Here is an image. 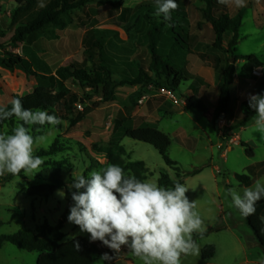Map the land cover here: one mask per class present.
I'll use <instances>...</instances> for the list:
<instances>
[{
	"label": "rangeland",
	"instance_id": "obj_1",
	"mask_svg": "<svg viewBox=\"0 0 264 264\" xmlns=\"http://www.w3.org/2000/svg\"><path fill=\"white\" fill-rule=\"evenodd\" d=\"M49 0H44L43 4ZM118 3L120 0H111ZM144 0H124L125 8H134ZM190 22L192 53L171 56L176 69L182 77H192L183 81L175 91L167 88L171 82L162 72L157 74L151 70L153 62L150 46L147 39L132 49L117 44L114 40H106L105 30L119 32L123 41L127 35L114 24L113 17L120 11H115L109 3L103 0H94L85 8L74 11L71 15H63L61 20L65 26L61 29L43 28V38L38 47L43 52L39 54L34 48L27 51L24 46L14 50L15 53L27 58L35 71L53 75L60 67L71 62L82 63L83 38L85 32L93 27L97 37L104 45L106 62L114 69L116 82L132 81L136 74L132 60L139 61L152 79L151 83L142 85H125L116 89L115 99L111 103L102 101V90L81 88L68 81L66 85L74 92L78 101L73 106V116L81 113L83 121L71 129L70 122L62 120L56 126H48L42 137L44 139L33 146V154L46 150L59 138L66 150L50 158L43 159L37 170L30 172L26 178H15L0 187V239L2 236L14 235L22 230L35 231L39 226L48 223L56 226L63 221L62 232L65 242L78 237L90 240V234L82 232L78 225L68 221L70 208L74 206L72 192L76 191L70 185L73 176L88 175L92 170L105 168L111 163L107 155L100 153L115 144L114 135L116 124L124 118L148 120L157 129L167 134L172 141L168 151L169 158L179 164L182 177L178 179L176 171L167 166L160 153L151 145L125 138L120 145L125 150L121 159L125 163L135 164L134 171L128 175H141L144 181L159 185L162 175H168L173 181H184L188 188L186 196L190 202H195V210L201 216L204 232L212 229L225 228L222 231H213L208 236L195 239L198 245L197 254L181 256V264H254L263 259L264 252L260 247H254L256 242L252 230L248 227L239 210L231 206V197L227 189L235 188L241 194L246 187L253 186L257 181L264 184V174L256 178L249 186H244L239 180L242 176L253 179L251 167L264 162V134L258 132L254 122L248 127L241 128L233 133V138L222 142V135L230 127L238 124L245 118L242 103L250 95H256L260 86L264 84V75L256 72L258 81L242 80L237 74L232 88V113L214 119L213 114L217 106L219 88L222 82L221 75L216 72L211 63L204 62L200 55L209 58L214 56L212 45L214 33L212 26L203 17L202 0H185ZM231 17L244 9L245 13L237 45V55L244 57L258 56L264 63V0H246V6L237 8L231 2L225 4ZM16 8L15 0H0V28L10 23V16ZM95 12V13H94ZM12 33H8L6 39ZM232 35L228 34L224 42V49ZM183 52V51H182ZM222 69L227 57L221 54ZM168 58L163 56V60ZM121 61V62H120ZM240 60L237 71L243 67ZM36 89L34 79L20 72H9L0 69V106L7 107L15 96L24 97ZM165 90V91H163ZM196 97L200 99L210 111L209 116L198 110H186L187 100ZM82 106V109L79 106ZM44 126V125H43ZM243 129V130H242ZM0 134H11L8 126L0 129ZM246 143L254 154L249 156L246 149L240 146ZM67 160L68 165L61 169L59 176L64 183L62 189L47 195L31 197L25 193L28 183L40 185L53 175V170L45 166V162ZM200 168L202 172L189 177V173ZM9 173H5L7 175ZM188 175V176H184ZM65 195L61 197L59 192ZM79 191H84L80 189ZM200 234L199 232H194ZM194 233L193 239H194ZM246 251L239 245L240 239ZM214 245L216 256L209 260H202V250ZM116 253L115 261H101V256L94 258L93 264H143L128 248L122 246ZM110 251H114L109 248ZM39 253L28 252L4 243L0 248V264H37Z\"/></svg>",
	"mask_w": 264,
	"mask_h": 264
},
{
	"label": "trees",
	"instance_id": "obj_2",
	"mask_svg": "<svg viewBox=\"0 0 264 264\" xmlns=\"http://www.w3.org/2000/svg\"><path fill=\"white\" fill-rule=\"evenodd\" d=\"M44 0H15L16 8L10 16V23L2 25L0 28V69L24 73L27 78L34 79L36 89L33 93L21 98L23 107L26 109L46 110L50 114H54L62 120L70 122L71 129L83 121L84 115L79 113L73 116V106L78 101L77 95L68 88L66 83L73 81L74 84L81 88H91L102 90V101L111 103L115 99L116 89L125 85H142L151 83L150 74L144 70L139 61L132 60L131 65L135 71V78L132 81L116 82L114 78V69L106 62L105 48L101 40L97 37L93 27L85 32L83 38V56L85 60L82 63L71 62L56 70L53 75H46L34 70L32 63L24 56L17 54L14 50L21 46H26L27 51L34 48L39 54L43 52L39 49V41L46 42L43 38V28L53 26L61 29L65 26L61 20L63 15H71L74 11L85 8L94 0H49L44 7H39ZM109 3L112 9L120 11L118 16L113 17L112 21L119 28L124 30L127 40L123 41L120 34L114 30H105L104 38L106 40H114L117 44L132 49L138 44H142L145 39L149 42L150 53L152 56L151 70L155 74L162 72L171 82L167 83V88L175 91L179 88L183 81H189L192 77H182L176 69V64L171 60V56L177 54H190L191 43L193 41L190 35V22L185 0H176L178 8L171 12V20L164 21L162 17L154 15L155 0H144L134 8H125L124 0L115 3L111 0H103ZM204 8L202 9L203 17L206 22L212 26L214 33V42L212 45L214 56L209 58L200 55L204 62L212 64L213 69L222 77L219 88V97L213 117L218 119L220 116H227L232 113V88L235 77L239 74L242 80L251 82L258 81L256 72L261 71L264 75V63L256 55L238 56L237 45L240 38V30L242 28L244 9H241L236 16L231 17L227 12L226 5L220 3L219 0H202ZM95 13V12H94ZM12 36L6 39L7 34ZM230 34L232 38L225 50L223 45L226 36ZM183 51V52H182ZM221 54L227 57L225 67L222 69ZM168 58L163 60V56ZM244 61L243 67L237 71V63ZM257 94L264 95V84L260 86ZM11 108V104L7 106ZM245 118L238 124L229 128L221 137L222 142H227L233 138V133L241 128L248 127L255 120V112L249 107L248 100L242 103ZM187 111L191 109L198 110L204 115L210 114L203 102L192 97L187 100L185 108ZM17 120L12 117L7 120H0V129L8 126L10 131L16 126ZM50 126L33 125L32 135L34 137L41 136ZM113 147L106 148L104 153L111 164L121 166L128 175L130 171H134L135 164L143 166V163H125L121 157L125 155L124 148L120 145L125 138H129L141 143L153 146L162 156L165 164L176 171L178 179L182 177V171L179 164L172 161L168 156V151L172 145L171 138L164 132L157 129L151 123H147L142 119L124 118L116 124ZM240 146L246 149L249 156H253L254 152L248 144L240 142ZM66 150L65 146L60 142L59 138L51 145L49 149L40 150L34 156L42 159L50 158L58 153ZM68 165L67 160L45 162V166L49 170H53V175L47 182L34 185L28 183L25 193L31 197L47 195L54 193L64 187L59 172ZM253 179L247 176L239 178L244 186H249L260 174L264 173V162L256 164L250 168ZM202 170L197 168L190 172L189 177L200 174ZM188 175H184L185 177ZM137 179L144 181L143 176L135 174ZM15 178H26L22 171L19 174L0 175V187ZM176 182L184 184V181H173L168 175H162L159 185L164 187H174ZM256 211L254 214L245 217V222L252 230L255 243L254 247H260L264 252V220L262 213L264 212V198L256 202ZM63 221L58 225L51 226L44 223L35 231L22 230L14 235L2 236L0 239V248L4 243H10L15 247L28 251L38 252L39 256L37 264H93L94 258L108 253L112 257L111 261L116 260V252L110 251L109 247L103 245L99 240L91 241L83 237L75 238L72 241L65 242L63 230ZM212 229L204 232L202 235L194 233L195 239H201L209 235V233L219 230ZM78 242L79 248L75 246ZM216 248L209 245L202 250V260L209 261L215 257Z\"/></svg>",
	"mask_w": 264,
	"mask_h": 264
},
{
	"label": "clouds",
	"instance_id": "obj_3",
	"mask_svg": "<svg viewBox=\"0 0 264 264\" xmlns=\"http://www.w3.org/2000/svg\"><path fill=\"white\" fill-rule=\"evenodd\" d=\"M219 2H231L237 8L246 6V0ZM177 8L176 0H155L154 15L169 21L171 12ZM10 104V109L0 106V120L15 117L17 124L11 134H0V175H16L22 171L27 175L44 162L33 154L34 144L44 137H34L31 126H56L62 120L46 110L24 108L21 98L14 97ZM248 105L256 114V130L264 134V95H250ZM70 187L76 189L72 192L75 203L67 219L82 232L89 233L91 241L99 240L116 253L122 246H128L143 264H181L182 255L198 253L192 234L202 235L204 222L195 210V202L187 198L188 188L182 183L176 182L174 187L160 186L126 175L121 166L110 164L86 176H73ZM227 194L231 197V206L247 217L255 213L256 202L264 198V184L257 181L244 188L242 194L229 188ZM59 195L65 194L61 191ZM75 246L79 248L78 242ZM111 259L108 253L100 258L102 262Z\"/></svg>",
	"mask_w": 264,
	"mask_h": 264
},
{
	"label": "crops",
	"instance_id": "obj_4",
	"mask_svg": "<svg viewBox=\"0 0 264 264\" xmlns=\"http://www.w3.org/2000/svg\"><path fill=\"white\" fill-rule=\"evenodd\" d=\"M62 17V16H61ZM47 28H49V29H55V27H53V26H46ZM22 47V46H21ZM26 46H24V48H25ZM31 49H32V47H30ZM121 62V61H120ZM235 82H236V77H235ZM235 82H234V84H235ZM147 123H151V122H149L148 120H145ZM243 130V129H242ZM264 174V173H263ZM263 174H260L257 178H260V176L261 175H263ZM256 180V179H255ZM254 180V181H255ZM262 218H263V220H264V212L262 213ZM219 228V227H218ZM225 228H229V227H227V226H225V227H222V228H220L219 230H216V231H222V230H224ZM217 229V228H216ZM239 237V236H238ZM239 239H240V237H239ZM240 244V246L242 247V249L244 250V251H246V248H245V246H244V244H243V242H242V239H240V242H239ZM215 256H216V254H215ZM262 261H264L263 259H261V260H258V261H256V262H254V264H261V262Z\"/></svg>",
	"mask_w": 264,
	"mask_h": 264
},
{
	"label": "built area",
	"instance_id": "obj_5",
	"mask_svg": "<svg viewBox=\"0 0 264 264\" xmlns=\"http://www.w3.org/2000/svg\"><path fill=\"white\" fill-rule=\"evenodd\" d=\"M163 91H165V90H163ZM79 108L82 109V106L80 105ZM121 250H122V248L120 249V251H121ZM114 252H115V251H114Z\"/></svg>",
	"mask_w": 264,
	"mask_h": 264
}]
</instances>
